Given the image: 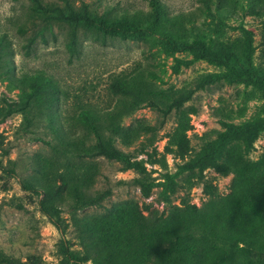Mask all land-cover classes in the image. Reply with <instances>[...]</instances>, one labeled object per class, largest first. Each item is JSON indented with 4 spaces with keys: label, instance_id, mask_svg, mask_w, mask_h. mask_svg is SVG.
I'll return each mask as SVG.
<instances>
[{
    "label": "rangeland",
    "instance_id": "1",
    "mask_svg": "<svg viewBox=\"0 0 264 264\" xmlns=\"http://www.w3.org/2000/svg\"><path fill=\"white\" fill-rule=\"evenodd\" d=\"M41 1L45 4L56 2ZM70 1L76 6L81 1L86 3L97 17L105 13H110L109 18L123 13L138 14L144 22L150 12L147 0ZM204 1L160 0L170 17L182 18V26L155 28L146 24L136 31L138 39L128 38L135 29L115 36L109 30L80 29L77 31V52L70 57L65 46L68 28L57 25L53 27L54 41L48 38V43L43 44L37 38L26 55V40L38 29L28 20L30 2L0 0V36H5L8 41V47L0 57V107L18 101L19 91L7 77L41 72L51 77L63 93L50 106L45 102L38 103L25 116L11 114L0 120V259L12 260L14 264H73L66 260L63 247L79 258L84 257L71 221L73 215H96L127 205L144 215L151 210L167 213L183 198L199 207L215 190L218 195L228 194L232 175H222L212 168L201 173L198 168L193 173L182 170L170 183L165 178L202 155L205 137L213 138L212 131H224L215 116L218 107L225 111H238L244 107L242 117L239 114H233L232 120L221 117L222 121L231 124L252 121L258 116L260 102H245L249 87L212 85L194 90L199 76L220 69L205 61H194L192 52L182 47L199 39H211L219 31L232 39L238 34L236 28L242 26L254 34L257 47L254 62L258 63L263 48L260 32L264 0H210L208 11L203 7ZM134 76L139 82L136 91L148 93L149 98L156 97L159 103L194 90L191 100L185 104L193 106L195 113L190 115L188 152L183 160L174 152L166 151L169 134L176 126L174 112L161 124V114L147 102L131 111L124 109L115 119L121 131L129 128L136 131L138 137L128 143L121 135L111 133L103 121L97 125V131L88 130L78 122L81 109L90 108L99 113L112 111L119 97L110 94V85L116 79ZM98 134L109 138L132 161H144L149 177L155 183L165 185L155 186L150 196L144 198L133 183L137 175L132 170L123 171L122 163L103 157H84ZM263 154L264 134H260L250 146L247 158L255 161ZM163 155L165 164L162 163ZM52 163L70 164L81 172L85 166H94L95 175L87 194L93 196L96 191H111L99 208L75 211L68 203L61 204L60 217L67 225L63 231L55 228L40 211L42 195L27 188H38L50 180ZM81 264L92 263L83 261Z\"/></svg>",
    "mask_w": 264,
    "mask_h": 264
},
{
    "label": "trees",
    "instance_id": "2",
    "mask_svg": "<svg viewBox=\"0 0 264 264\" xmlns=\"http://www.w3.org/2000/svg\"><path fill=\"white\" fill-rule=\"evenodd\" d=\"M30 2L28 20L30 25L38 27L33 36L26 40L25 54L34 45L36 39L43 44L56 36L55 25L67 27L68 42L66 49L70 57L76 54L78 43L77 31L109 30L117 33L133 31L129 39H138L136 31L148 24L153 27H181L182 18L170 17L160 0H147L150 12L146 21L138 14L110 13L97 17L86 3L79 6L70 0H56L45 4L41 0ZM205 11L209 10L210 0L203 2ZM107 16V17H106ZM110 28V29H107ZM235 31V29H233ZM238 34L229 39L223 31L215 37L199 39L182 49L192 52L194 61H205L220 70L198 77L194 90L215 86L249 87L245 93V102L256 100L258 116L252 121L238 125L221 120H232L233 114L244 115V107L238 111L218 107L215 116L220 120L224 131H212L205 137L202 155L179 167L178 173L166 175L168 183L182 170L191 173L195 168L201 173L212 168L222 175H232L229 192L218 195L213 191L199 207L182 199L179 205L169 208L167 213L156 210L144 215L131 205L126 208L106 210L104 213L78 217L73 215L71 221L81 243L83 258L69 252L63 247L66 260L73 264L90 261L92 264H264V154L257 160L247 158L248 150L254 140L264 134V20L261 24L260 61L254 62L257 47L254 34L242 26L236 28ZM140 35V31H138ZM8 47L5 36H0V57ZM188 64V63H184ZM19 91L18 101L0 107V120L11 114L25 116L33 105L45 102L48 106L59 100L63 94L51 77L38 72L21 77H7ZM138 77L116 79L110 85V94L119 97L116 107L110 112L99 113L93 109H81L77 120L88 130H96L100 121L106 123L110 132L121 135L125 142L135 140L138 135L132 128L120 130L115 119L124 109L134 110L147 102L162 116L174 112L176 126L169 134L166 151L174 152L183 160L188 152L190 115L195 113L193 106H185L192 98L194 90L185 91L168 102L159 103L156 97H147L146 92H137ZM145 94H144V93ZM240 94V91L239 93ZM128 99L131 102L128 103ZM115 110V112H114ZM119 113V114H118ZM87 158L103 157L108 161L123 164V171L132 170L137 175L133 183L140 189L141 195L148 198L155 183L146 173L144 161L131 160L129 155L117 149L109 138L100 134L92 148L83 154ZM164 162V155L162 156ZM52 177L38 188L28 186L37 195H42L39 202L40 211L58 230L63 231L67 225L60 217L59 206L68 203L71 209L83 210L99 208L110 196L111 191H96L93 196L87 189L95 175L94 166H85L84 171L70 164L52 163ZM63 169V171H60ZM33 188V189H32ZM163 190V189H162ZM165 193L162 192V195ZM148 208V207H147ZM149 209V208H148ZM0 263L14 264L12 260L0 259Z\"/></svg>",
    "mask_w": 264,
    "mask_h": 264
}]
</instances>
